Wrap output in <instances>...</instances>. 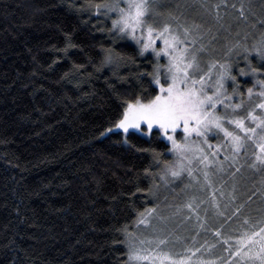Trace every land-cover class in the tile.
<instances>
[{
	"label": "trees",
	"instance_id": "obj_1",
	"mask_svg": "<svg viewBox=\"0 0 264 264\" xmlns=\"http://www.w3.org/2000/svg\"><path fill=\"white\" fill-rule=\"evenodd\" d=\"M180 1L188 14L204 2ZM164 2L160 16L177 18L181 10ZM240 3L255 23L264 21V0L228 2L235 5L231 19H239ZM85 4L0 0V264H126L120 229L129 230L158 201L149 196L170 159L160 131L106 134L122 100L155 94L151 76L139 79L153 60L137 55L138 47L111 30L109 17ZM105 49L123 61L102 66ZM252 80L238 79L243 90ZM260 177L247 182L246 195L208 213L207 228L191 231L215 264H230L245 229L255 230L245 226L263 217Z\"/></svg>",
	"mask_w": 264,
	"mask_h": 264
},
{
	"label": "snow or ice",
	"instance_id": "obj_2",
	"mask_svg": "<svg viewBox=\"0 0 264 264\" xmlns=\"http://www.w3.org/2000/svg\"><path fill=\"white\" fill-rule=\"evenodd\" d=\"M157 6L158 0H104L102 3L86 0L87 11L95 10L98 15L109 18L114 15L111 30L135 41L139 45L137 55L144 57L150 53L154 60L152 71L142 74L139 79L143 81L146 76H151L148 83L155 94L150 98L141 94L122 100L118 106L122 112L115 128L128 133L129 129L146 126L151 132L157 126L171 142L170 151L176 156L174 162H166L163 166L161 179L166 183L186 174L206 189L218 172L231 171L233 175L239 172L237 165L242 159L248 168L264 171V79L258 78L264 72V38L251 47L233 44L224 53L225 57L243 56L246 68H239L240 76L257 77L253 87L246 88L245 93L237 75L233 74L238 61H205L203 56L207 49L203 44L195 46L197 41L190 39V28L179 24L173 28L168 21L156 22L155 17L161 15L156 11ZM201 6L211 7L208 0ZM240 16H244L243 4ZM217 19H220L218 15ZM193 27L199 29L202 26ZM253 54L260 62L259 66H254L250 59ZM162 60L166 62L161 63ZM122 61L123 57L114 50H103L102 66ZM257 85L259 90L255 91ZM177 135L181 139L178 140ZM213 140L217 142L212 143ZM195 173L202 175L203 183ZM196 201L197 197L190 195L172 215H180L185 208L194 211L198 207ZM157 215V208L138 213L137 224L152 228L151 238L129 232L127 227L120 229L127 245L126 264H189L191 248L178 253L175 241L157 235L164 231V228L150 224ZM159 219L166 220L162 215ZM250 240L251 236L244 233L240 243L243 245ZM253 249H256V242H252L248 254L239 249L237 254L245 258L247 264H264V236L258 250ZM196 252H199L198 248ZM196 264L204 262L197 261Z\"/></svg>",
	"mask_w": 264,
	"mask_h": 264
},
{
	"label": "rangeland",
	"instance_id": "obj_3",
	"mask_svg": "<svg viewBox=\"0 0 264 264\" xmlns=\"http://www.w3.org/2000/svg\"><path fill=\"white\" fill-rule=\"evenodd\" d=\"M230 1L232 0H220V3H218L220 7H215L217 4L211 6V12L209 14L205 10V8L201 7V5L191 10L192 14H188V6L186 2L180 0H169L168 5L172 6L174 9L181 10V13H178L177 18L175 19H165L160 15L155 17V19L157 23L168 21L173 28H175L178 24L190 28V39L195 38L197 41L195 46L199 47L200 44H203L207 49V52L203 56V59L205 61L217 59L222 61L224 59H230L233 62L238 61V66H234L233 68V74L237 75V79H241L242 76L239 75V68H243L241 65H244V67L246 68V61L243 59V56L241 55L239 57L233 55L231 57H225L224 53L226 52L228 47L236 43L246 44L248 47H251L255 42L264 38V31L261 30L263 26L260 25H262V23L258 19L255 23L253 21L255 17L249 14L251 8L244 7V16H240V8L242 3H240V5L236 8L239 19H231L234 11L233 7L228 5V2ZM164 3V0H158V6L156 9L157 12L160 13L159 9L165 6ZM95 14L98 15L96 12ZM190 15H193V17H189ZM217 15L220 17V19H217ZM101 16L107 17L104 15ZM114 18L115 16L113 15L110 20ZM194 25H201L202 27L196 29L193 27ZM117 36L120 39L125 40L138 47L139 49V45H137L136 42L131 38L120 37L118 34ZM145 55H149L153 60L152 54L146 53ZM250 59L252 60L254 66H259L260 62L256 59L255 54H253ZM164 62L166 61H161V63ZM249 76H245V81L247 79L249 80ZM252 78V81H254L255 83V79L257 77L252 76ZM258 78L264 79V72H262ZM258 90L259 86L257 85L255 91ZM229 91H231V88H229ZM257 111L259 112V110ZM112 129L113 132H121L123 134H127L124 133L123 130L115 128V126ZM153 129L158 130L157 126H154ZM129 132H135L145 137H147L149 134L146 126H142L141 129H129ZM107 133L109 132H106V134ZM160 135L162 140L168 146L167 152L170 156L169 162H174L176 160V156L172 151H170L172 147L171 142L163 135L161 131ZM177 139H181V136L177 135ZM216 142V140L212 141V143ZM222 158L223 157L221 156V159ZM241 165L244 166L241 167ZM163 166L160 168L159 173L155 176V180H157V186L153 187L152 185L154 192L149 196L152 201L158 200L157 202H155L156 206L154 205L152 208H149L158 209V215L150 221V224L158 225L164 228V231L157 233V235L168 236L170 240L175 241L177 244V247L175 249L176 252L183 253L188 248L192 249V252L189 253V255L192 256L189 264H196L197 261H202L204 262V264H215L212 259H209L205 255H202V247L201 245L197 244V241H194L193 236H190L191 231H193V229L199 230L201 228H207L208 226L205 223L206 215L208 213H216L218 208H221L225 204V201L228 200L229 202V200H231L233 196L234 198L238 197L240 195V192L243 193L245 191L246 195L249 190L247 182L251 179V177H253V175H256L258 172L262 173L260 182L262 179V185L264 186V171L248 168L247 165H245L244 160L242 159L240 165H237V167H240L239 172L235 173L234 175L231 171L218 172L211 178V185L204 189L200 186V184L197 183L196 180L189 178L186 174H184L179 180H174L166 183L161 179V175L163 174ZM195 175H197L200 182L203 183L202 175H200L199 173H195ZM186 185H188V187H185ZM260 188L261 187L259 186V189ZM190 195H194L197 197L196 204L198 205V207H195L194 211L185 208L182 210V213L180 215L173 216L172 213L175 211L176 207L183 205ZM248 204V201H245V207ZM160 215L165 217L166 220L160 221ZM260 217L262 218L258 222L249 223L245 226V228H255V230H253L252 233H249L250 231H247L245 229V233L251 236V240L243 245L240 243V240L242 238L237 242V249H239L240 252L248 254L252 242H256V249H253V251L258 250L261 237L264 236V232H261V228H264V213ZM137 220L138 217L128 231L136 232L143 237L151 238L153 236L152 228H150L148 225H138ZM169 233L171 235H169ZM253 233H255V235H253ZM125 248L127 251L126 244ZM197 248L199 249V252H196ZM237 249H235L231 254L232 258H230L229 260L230 264H247L246 259L237 254Z\"/></svg>",
	"mask_w": 264,
	"mask_h": 264
}]
</instances>
